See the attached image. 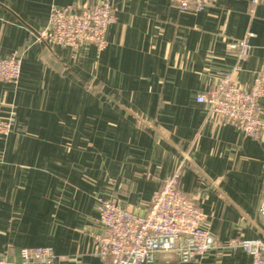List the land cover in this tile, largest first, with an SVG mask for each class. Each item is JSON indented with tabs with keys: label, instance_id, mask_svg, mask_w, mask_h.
<instances>
[{
	"label": "crops",
	"instance_id": "crops-1",
	"mask_svg": "<svg viewBox=\"0 0 264 264\" xmlns=\"http://www.w3.org/2000/svg\"><path fill=\"white\" fill-rule=\"evenodd\" d=\"M100 0H0V56L22 48L17 84L0 82V257L20 264L23 248L50 247L55 264H108L92 255L101 231L96 199L144 214L172 174L205 215L218 245L264 240V131L250 138L195 101L236 57L226 44L248 35L234 79L249 89L264 75V0H215L202 12L169 0H109L116 21L107 47L36 40L53 7ZM264 122V95L258 100ZM251 264L222 247L182 263Z\"/></svg>",
	"mask_w": 264,
	"mask_h": 264
},
{
	"label": "built area",
	"instance_id": "built-area-1",
	"mask_svg": "<svg viewBox=\"0 0 264 264\" xmlns=\"http://www.w3.org/2000/svg\"><path fill=\"white\" fill-rule=\"evenodd\" d=\"M179 11L202 12L215 0H169ZM261 0H251L255 6ZM116 21L109 0H100L80 7H53L47 26L36 33V40L50 46L77 51L92 45L98 52L107 47L106 33ZM250 36L226 44V50L236 57L231 72L222 73L208 90L195 101L205 111L231 125L250 138L264 131L258 100L264 95V75H258L247 89L234 79L250 49ZM24 50L19 48L7 57L0 56V82L17 84L21 74ZM11 132V121L0 118V138ZM179 173L166 178L150 200L144 214L121 207L111 200L96 199L101 229L93 237L92 255L108 264H151L160 253L175 252L182 263L196 262L220 247L241 250L251 258V264H264V240L233 239L220 246L207 228L201 209L178 188ZM257 216L264 227V198L257 206ZM20 264H55L61 258L50 247L23 248ZM0 264H13L0 257Z\"/></svg>",
	"mask_w": 264,
	"mask_h": 264
}]
</instances>
